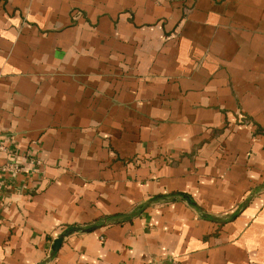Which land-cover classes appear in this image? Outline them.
<instances>
[{"label":"crops","instance_id":"crops-1","mask_svg":"<svg viewBox=\"0 0 264 264\" xmlns=\"http://www.w3.org/2000/svg\"><path fill=\"white\" fill-rule=\"evenodd\" d=\"M0 185V264H264V0H0Z\"/></svg>","mask_w":264,"mask_h":264},{"label":"water","instance_id":"water-1","mask_svg":"<svg viewBox=\"0 0 264 264\" xmlns=\"http://www.w3.org/2000/svg\"><path fill=\"white\" fill-rule=\"evenodd\" d=\"M189 202L190 199H189ZM91 229H85V228H79V227H72V228H69L67 229L66 231H64V233H62L53 243V246H52V253L50 255V257L48 258L47 262L49 260H51L55 254L59 251V249L61 248L65 238L69 237L70 235L74 234V233H78V232H88L90 231Z\"/></svg>","mask_w":264,"mask_h":264},{"label":"built area","instance_id":"built-area-1","mask_svg":"<svg viewBox=\"0 0 264 264\" xmlns=\"http://www.w3.org/2000/svg\"><path fill=\"white\" fill-rule=\"evenodd\" d=\"M1 191H2V186L0 185V194H1Z\"/></svg>","mask_w":264,"mask_h":264}]
</instances>
